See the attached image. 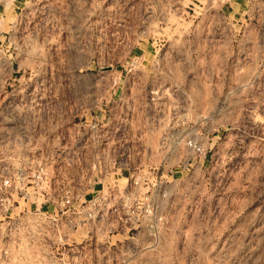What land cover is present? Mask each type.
Wrapping results in <instances>:
<instances>
[{"label":"rangeland","instance_id":"rangeland-1","mask_svg":"<svg viewBox=\"0 0 264 264\" xmlns=\"http://www.w3.org/2000/svg\"><path fill=\"white\" fill-rule=\"evenodd\" d=\"M112 172L149 247L54 219ZM0 264H264V0L0 4Z\"/></svg>","mask_w":264,"mask_h":264},{"label":"built area","instance_id":"built-area-1","mask_svg":"<svg viewBox=\"0 0 264 264\" xmlns=\"http://www.w3.org/2000/svg\"><path fill=\"white\" fill-rule=\"evenodd\" d=\"M10 1L12 0H0V4L6 5ZM35 1L47 3L50 0ZM33 17L40 19L48 17V14L43 10L41 12L37 10L36 13H33ZM12 32L13 30L5 32L8 36L7 42H9ZM12 48H16L15 43ZM12 95V93H2V97L7 98L5 103L3 102L4 107L11 105L9 99L12 100ZM35 177L39 178L40 174L37 173ZM122 178L123 182L111 179L112 183L105 184L96 192L91 191L93 195L90 199L76 205L72 203L71 196L64 195L57 205L56 214L59 216L54 219L72 214V218L67 221L68 230L74 231L78 227L80 229L94 228V236L98 237V242L102 241L103 243H107V239H111L112 236L120 234L123 237L116 243V245L121 243L120 246L127 242L137 246L134 239L137 238V232L143 228L149 239L143 247H149L154 241L153 229L165 225L163 215L151 194L153 189L143 186L151 178L147 177L145 173H126ZM76 244L74 242V245Z\"/></svg>","mask_w":264,"mask_h":264},{"label":"crops","instance_id":"crops-1","mask_svg":"<svg viewBox=\"0 0 264 264\" xmlns=\"http://www.w3.org/2000/svg\"><path fill=\"white\" fill-rule=\"evenodd\" d=\"M122 176H124L123 173L112 172V173L104 174V180L114 179L115 181L121 182L123 180ZM88 192H90V189L87 188L86 189V193H88ZM116 237L121 240V238L123 236L120 235V234H116V235L112 236L111 238H116ZM136 237L137 238H135L134 241L137 244V246H140V247L145 246V244L148 241V237H147L146 232H145V230L143 228L140 229V231L137 232V236ZM118 245H121V243L118 244ZM142 255H143V252H140V253H137V256H134V257L128 256L127 258L136 259V258L141 257Z\"/></svg>","mask_w":264,"mask_h":264}]
</instances>
